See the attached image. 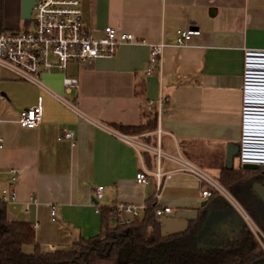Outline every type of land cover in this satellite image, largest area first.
<instances>
[{
	"label": "crops",
	"instance_id": "0c3cea01",
	"mask_svg": "<svg viewBox=\"0 0 264 264\" xmlns=\"http://www.w3.org/2000/svg\"><path fill=\"white\" fill-rule=\"evenodd\" d=\"M80 2L84 23L95 37L111 26L118 33H132L138 43L122 44L111 56H99L84 66L70 63L63 75L56 69L43 72L42 83L63 102L8 73L0 78V190L15 193V200L5 204L6 216L33 225L35 244L43 251L64 249L79 238L97 235L101 227L97 207L152 203L169 207L171 218L180 211L198 212L210 199L201 196L208 185L179 171L174 160L181 157L204 173L216 172L205 164V155L222 149L226 166L227 149L237 147L241 136L245 54L264 52V0ZM20 9L21 0H4L6 30L20 17ZM188 29L199 34L178 46V34ZM159 43L165 46L161 64L145 76L150 45ZM63 77L77 78V89L65 91ZM141 84L144 90L138 96ZM38 97L41 123L34 129L21 128L19 111L36 105ZM161 97L164 104L158 114ZM152 120L155 128L146 129ZM139 125L145 130L124 132ZM99 126L144 147L122 143ZM65 132L73 133L74 140L62 138ZM182 143H187L183 150ZM10 168L19 169L17 181H10ZM232 168H237L233 158ZM143 170L147 185L134 179ZM157 170L170 173L167 179L160 177L158 189L151 173ZM98 185L104 189L101 199L95 200ZM249 192L262 204L252 188ZM217 212L204 223L198 240L202 248L225 246L237 235L239 220L221 222ZM116 225L110 217L109 227ZM23 251L31 254L34 245L23 246Z\"/></svg>",
	"mask_w": 264,
	"mask_h": 264
},
{
	"label": "built area",
	"instance_id": "2783aa9c",
	"mask_svg": "<svg viewBox=\"0 0 264 264\" xmlns=\"http://www.w3.org/2000/svg\"><path fill=\"white\" fill-rule=\"evenodd\" d=\"M30 21L31 27L20 31L19 29L6 30L0 34V78L8 73L17 81L29 82L52 96L58 101H65L51 91L41 81L43 72L56 69L62 75L70 63L84 66L99 56H111L122 44H137L138 40L132 33H118L115 28L106 26L101 29L99 38L92 34L83 21L80 0H35L32 5ZM199 30L188 29L181 31L177 38L178 46L186 45ZM164 45L152 44L149 56L143 71L150 76L159 68ZM62 85L65 91L77 89L78 79L63 77ZM241 136L236 148L239 166L243 164L264 167V52L252 51L245 54L241 85ZM164 101L162 97L157 101L156 112L162 111ZM43 108L41 97L36 105L22 109L18 113V124L24 129H34L41 123ZM85 118V117H83ZM122 143L133 146L135 149L144 147L132 137L120 134L105 126H99ZM74 134L65 132L62 138L73 141ZM158 153V152H157ZM179 165V171H186L195 175L200 182L208 185L201 192L203 198L218 196L237 210L241 218L249 224L250 217L243 211L233 196L216 180L201 171L194 164L178 157L174 160ZM18 168H10L7 174L10 181H17ZM158 180L164 175L165 179L170 173L162 174L159 170L151 172ZM147 171H139L135 175V182L147 185L149 179ZM104 187L98 185L93 197L100 200ZM156 189V190H157ZM157 193V192H156ZM15 200V193L9 188L0 190V204H8ZM110 215L117 225H129L134 219L141 217L144 206L133 203L118 202L110 206ZM171 213L169 207H155V216L160 219ZM252 221V220H251ZM252 224L255 223L252 221ZM263 238L264 235L262 234Z\"/></svg>",
	"mask_w": 264,
	"mask_h": 264
},
{
	"label": "trees",
	"instance_id": "16d2710c",
	"mask_svg": "<svg viewBox=\"0 0 264 264\" xmlns=\"http://www.w3.org/2000/svg\"><path fill=\"white\" fill-rule=\"evenodd\" d=\"M5 31L4 0H0V34ZM138 89L137 95L141 96L143 85H138ZM155 124L156 120H152L146 129L153 130ZM126 130L124 132L135 134L145 128L139 125ZM186 144H181L182 150ZM215 156L208 155L209 160L206 158L205 164L212 168ZM193 162L206 168L202 162ZM217 173L215 177L219 184L232 193L239 187L251 190L254 183L264 187V167L253 171L241 167L229 169L224 165ZM217 196L215 193L198 210L197 220L189 224L185 233L167 238L161 236L162 225L155 216L156 206L152 203H146L142 217L134 219L129 225H116L114 228L109 227L111 208L97 207L101 216L100 232L87 239L79 238L70 246L54 251H43L35 244L33 225L8 220L5 205L0 204V264H264V251L255 241L247 246H233L229 242L213 249L198 245L208 216L221 206L225 208L226 202ZM253 219L264 232L263 215L257 213ZM103 243L106 244L101 251ZM25 245H34V251L25 253Z\"/></svg>",
	"mask_w": 264,
	"mask_h": 264
},
{
	"label": "rangeland",
	"instance_id": "374dc122",
	"mask_svg": "<svg viewBox=\"0 0 264 264\" xmlns=\"http://www.w3.org/2000/svg\"><path fill=\"white\" fill-rule=\"evenodd\" d=\"M31 24H32V22L30 21V19L25 21V20H21L19 17L17 19L16 23H14L12 26H10L8 30L19 29L20 31H24V30L30 28ZM212 153L216 155L215 160L212 163V168L216 167V172H213V171H205V172L211 178H213L214 180L217 181V178L215 176L218 174L217 172H219L218 167L224 166L223 150L222 149L214 150V151H212ZM205 159L209 160L208 157H206V155H205ZM233 162L237 168L240 167L237 155H235L233 157ZM177 166L179 167V165H177ZM201 169L202 168L200 167V170ZM205 186H207V185L205 184ZM228 192L233 196V198L240 205V207L243 209V211L250 217L249 224H247V222L243 218H241V216L239 215L237 210L234 209L228 203L225 204V208L222 206L217 208V209H219V210H217L219 212H217L216 216L220 217L221 222H226L230 219H238L239 220V229L237 231V235H235L232 238L230 245L233 244V246H237V245H241V246L246 245L247 246V245H250L252 242L255 241L256 243H258V245L264 251V238L262 236L263 231L260 230V228L256 224L255 225L252 224V221L254 222L253 216L256 215L257 213L263 215V217H264V208H263L262 204L259 203L255 198L253 199V197H252L253 200H251L249 197H247L246 193L250 194L248 189L247 190L244 189L242 191V190H240V187H239V189H237L236 191L234 190V193H232L230 190ZM218 198L220 200H222L220 197H218ZM224 211H227V212H224ZM204 235H205V231L203 232L202 237Z\"/></svg>",
	"mask_w": 264,
	"mask_h": 264
},
{
	"label": "water",
	"instance_id": "95a60500",
	"mask_svg": "<svg viewBox=\"0 0 264 264\" xmlns=\"http://www.w3.org/2000/svg\"><path fill=\"white\" fill-rule=\"evenodd\" d=\"M34 2L35 0H21V9H20L21 20L26 21L30 19L31 9ZM235 153H236V148L234 146L228 147L226 152V160H227L226 166L229 169L232 168V158ZM242 169L257 171L259 168L257 165H253V164H243ZM252 191L261 200L264 206V187L259 183H254L252 185ZM175 217L176 218H171L169 216H162L159 219L160 224L162 225L161 228L162 237L167 238L185 233L189 228V224L197 220L198 213L193 210L180 211L175 214ZM114 242H116V240L111 242L110 244ZM105 244L106 243H103L101 245L100 248L101 251L104 249Z\"/></svg>",
	"mask_w": 264,
	"mask_h": 264
},
{
	"label": "flooded vegetation",
	"instance_id": "af4514ba",
	"mask_svg": "<svg viewBox=\"0 0 264 264\" xmlns=\"http://www.w3.org/2000/svg\"><path fill=\"white\" fill-rule=\"evenodd\" d=\"M244 189H242V191H243ZM245 190H247V189H245ZM247 192V191H246ZM246 195H247V197H249L251 200H253L251 197H250V195L248 194V193H246Z\"/></svg>",
	"mask_w": 264,
	"mask_h": 264
}]
</instances>
